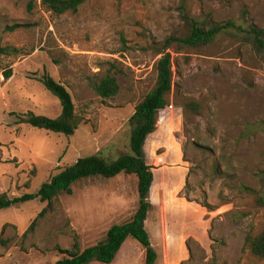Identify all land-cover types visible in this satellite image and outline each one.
Returning <instances> with one entry per match:
<instances>
[{
  "label": "rangeland",
  "instance_id": "374dc122",
  "mask_svg": "<svg viewBox=\"0 0 264 264\" xmlns=\"http://www.w3.org/2000/svg\"><path fill=\"white\" fill-rule=\"evenodd\" d=\"M190 19L206 29L231 20L264 30V0H86L61 15L40 0H0V48L7 51L0 53V196L36 193L79 158L130 154L128 120L154 87L164 41L186 37ZM13 25L20 27L8 30ZM167 52L170 105L144 145L154 176L145 229L155 264H264L245 242L264 231L254 194L263 188L264 61L236 31ZM44 73L71 96L80 124L70 137L23 120L60 115L40 81ZM107 74L119 90L104 99L95 88ZM136 186L133 175L91 178L50 208L34 200L1 210L0 264H53L74 237L80 250L95 246L132 218ZM111 264H144V251L128 239Z\"/></svg>",
  "mask_w": 264,
  "mask_h": 264
},
{
  "label": "trees",
  "instance_id": "16d2710c",
  "mask_svg": "<svg viewBox=\"0 0 264 264\" xmlns=\"http://www.w3.org/2000/svg\"><path fill=\"white\" fill-rule=\"evenodd\" d=\"M86 0H40L41 5L54 14L61 15L66 12H76L78 7ZM31 8V5H29ZM20 25H13L8 30L13 31ZM224 31H236L241 33L242 38L255 53L264 61V30L255 26L242 29L234 22L226 21L219 24H212L203 28L198 22L189 21V32L184 38L169 37L164 41L161 57L155 64L156 79L152 90L139 102L132 116L128 120L130 135V154L122 155L113 161H106L98 155L79 158L76 162L64 168L62 171L52 176L50 180L40 186L33 194H24L20 197L8 198L6 195L0 196V211L11 207L26 204L38 200L46 203L50 208L58 198L60 193H71L73 185L91 178L104 180L112 179L120 174L133 175L137 180L138 207L132 218L123 224L112 226L105 235V238L95 246L80 250L76 237L70 249L58 250L65 257L53 264H111L125 241L134 240L144 251V264H155L157 253L153 249L148 232L145 229L148 213L152 205L149 201L150 190L154 181L152 167L147 165L144 154L145 142L151 134L156 131L158 114L170 105V94L172 89V61L167 52L172 45L180 48H196L210 44L215 37ZM7 51L0 48V53ZM11 70L4 72V78L9 79ZM44 88L54 96L61 107L60 115L55 119L45 116H38L32 113L24 115V122L34 129L43 130L50 133L61 134L70 137L77 130L80 121L74 113V105L68 91L64 86L55 82L48 74L40 79ZM119 90L116 78L110 74L105 75L95 88V92L104 99H109L117 95ZM198 105L188 103L186 109L198 112ZM263 185L262 191L254 193L255 201L259 207L264 208V160L262 170L259 174ZM46 212L43 209L37 218L31 223L26 233L33 229L35 222ZM245 242L250 253L258 258L264 259V231L255 237H247Z\"/></svg>",
  "mask_w": 264,
  "mask_h": 264
}]
</instances>
